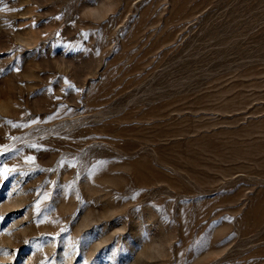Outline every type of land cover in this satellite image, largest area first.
I'll return each instance as SVG.
<instances>
[{
  "label": "rangeland",
  "instance_id": "1",
  "mask_svg": "<svg viewBox=\"0 0 264 264\" xmlns=\"http://www.w3.org/2000/svg\"><path fill=\"white\" fill-rule=\"evenodd\" d=\"M4 166L0 264H264V0H0Z\"/></svg>",
  "mask_w": 264,
  "mask_h": 264
},
{
  "label": "snow or ice",
  "instance_id": "2",
  "mask_svg": "<svg viewBox=\"0 0 264 264\" xmlns=\"http://www.w3.org/2000/svg\"><path fill=\"white\" fill-rule=\"evenodd\" d=\"M34 157H26V160H33ZM8 174L7 166L0 167V176H6ZM37 204H39V201H36Z\"/></svg>",
  "mask_w": 264,
  "mask_h": 264
}]
</instances>
